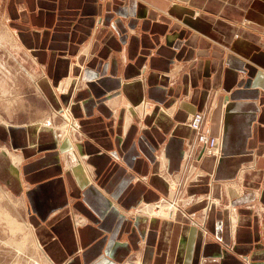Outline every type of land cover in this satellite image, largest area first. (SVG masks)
<instances>
[{
    "label": "crops",
    "instance_id": "1",
    "mask_svg": "<svg viewBox=\"0 0 264 264\" xmlns=\"http://www.w3.org/2000/svg\"><path fill=\"white\" fill-rule=\"evenodd\" d=\"M0 47V182L52 264H264V0H0Z\"/></svg>",
    "mask_w": 264,
    "mask_h": 264
},
{
    "label": "rangeland",
    "instance_id": "2",
    "mask_svg": "<svg viewBox=\"0 0 264 264\" xmlns=\"http://www.w3.org/2000/svg\"><path fill=\"white\" fill-rule=\"evenodd\" d=\"M8 55V51L0 47V57L7 60ZM2 72L0 69V82L6 83L7 78ZM10 82L12 81L10 80ZM31 92L34 106L45 105L40 94H37L33 89ZM7 99L8 97L0 95V109L5 108L4 105ZM2 102H4L3 105ZM63 112V110H53L45 118H48L49 122L54 123V121H57V118L62 120V117L59 118V116H65L66 111L64 114ZM39 118H44V116ZM64 119L66 120L67 118ZM58 123L60 124L61 122L58 121ZM39 127L37 128L39 129ZM13 150L17 151L15 149ZM8 217H13L14 220L10 221ZM28 221L27 208L23 206L22 201L13 194H9L0 182V264H52L39 245L37 237L35 239V236H32L29 226H32V224H29ZM77 221L79 223L81 222L79 220ZM16 223H19V225Z\"/></svg>",
    "mask_w": 264,
    "mask_h": 264
},
{
    "label": "built area",
    "instance_id": "3",
    "mask_svg": "<svg viewBox=\"0 0 264 264\" xmlns=\"http://www.w3.org/2000/svg\"><path fill=\"white\" fill-rule=\"evenodd\" d=\"M190 129L196 132L197 141L203 145L206 153L218 155L221 150L220 139L210 128L206 116L201 110L194 111L189 118ZM246 264H250L249 261Z\"/></svg>",
    "mask_w": 264,
    "mask_h": 264
},
{
    "label": "bare ground",
    "instance_id": "4",
    "mask_svg": "<svg viewBox=\"0 0 264 264\" xmlns=\"http://www.w3.org/2000/svg\"><path fill=\"white\" fill-rule=\"evenodd\" d=\"M40 126V125H39ZM206 153V152H205ZM220 155V154H219ZM212 157V156H211ZM165 206V205H164ZM164 206L162 205V204H160V203H157V204H155V206H153L152 207V213H153V215H157L158 213H162L163 212V208H164ZM171 215V214H170ZM9 219H10V221L12 220H14L13 219V217L11 218V217H8ZM9 221V220H8ZM15 222V221H14ZM17 224V223H16ZM21 224V223H20ZM17 225H19V223L17 224ZM30 226V230H31V234H32V236H34V233H33V228H32V226L31 225H29ZM19 227H21V226H19ZM18 227V229H20ZM21 229H22V227H21ZM35 239H36V237H35Z\"/></svg>",
    "mask_w": 264,
    "mask_h": 264
}]
</instances>
